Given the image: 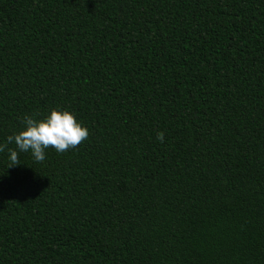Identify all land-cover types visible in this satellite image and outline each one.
<instances>
[{
    "label": "trees",
    "instance_id": "16d2710c",
    "mask_svg": "<svg viewBox=\"0 0 264 264\" xmlns=\"http://www.w3.org/2000/svg\"><path fill=\"white\" fill-rule=\"evenodd\" d=\"M53 108L89 136L0 152V264H264V0H0V145Z\"/></svg>",
    "mask_w": 264,
    "mask_h": 264
},
{
    "label": "clouds",
    "instance_id": "9594fccd",
    "mask_svg": "<svg viewBox=\"0 0 264 264\" xmlns=\"http://www.w3.org/2000/svg\"><path fill=\"white\" fill-rule=\"evenodd\" d=\"M23 129L7 137V142L0 145L3 152L7 144L15 143L21 152H31L37 162L45 159V150L53 148L58 153L78 147L85 141L89 132L75 118L74 114L67 110L53 108L43 119H34L25 116ZM157 138L163 142V133H158ZM11 165H19L18 153L8 149ZM12 167V166H10Z\"/></svg>",
    "mask_w": 264,
    "mask_h": 264
}]
</instances>
